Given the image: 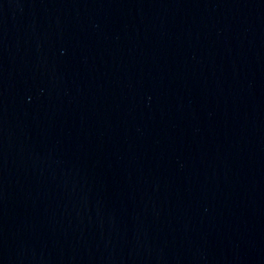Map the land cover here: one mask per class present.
Returning a JSON list of instances; mask_svg holds the SVG:
<instances>
[{"label": "water", "instance_id": "1", "mask_svg": "<svg viewBox=\"0 0 264 264\" xmlns=\"http://www.w3.org/2000/svg\"><path fill=\"white\" fill-rule=\"evenodd\" d=\"M0 264H264V0H0Z\"/></svg>", "mask_w": 264, "mask_h": 264}]
</instances>
